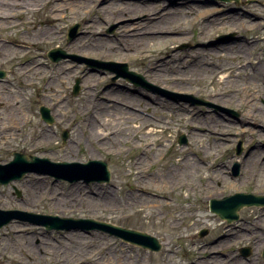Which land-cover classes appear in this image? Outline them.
I'll return each instance as SVG.
<instances>
[{
  "label": "rangeland",
  "instance_id": "374dc122",
  "mask_svg": "<svg viewBox=\"0 0 264 264\" xmlns=\"http://www.w3.org/2000/svg\"><path fill=\"white\" fill-rule=\"evenodd\" d=\"M108 2L0 0L1 12L13 4L20 7L4 22L9 27L2 28L0 20V66L7 71L0 81V163L22 152L51 161L103 159L111 171L109 183L89 185L29 172L0 186V208L110 222L145 231L163 247L153 252L99 229L46 231L17 219L0 229V262L76 264V256L91 255L100 262L84 264H217L219 259L224 264H264V206L243 207L239 221L231 224L209 209L214 198L264 195V0ZM209 8L219 12L201 15ZM162 9L166 16L157 25L145 23V28L155 25L162 34L147 36L146 51L113 44L129 36V29L141 28L147 14ZM175 10L180 14H173ZM55 13L58 17L52 19ZM73 26L77 31L71 39ZM91 31L98 35L90 38L105 39L108 46L90 47L95 53L87 55L75 53L74 42ZM199 40L212 46L201 47ZM223 45L235 50L216 52ZM56 47L68 56L51 60L48 53ZM167 55L164 64L161 59ZM124 63L144 80L134 84L107 69ZM152 64H157V76L151 74ZM229 70L232 75L223 80ZM85 72L97 80L87 81ZM178 77L191 81H170ZM77 79L80 88L74 94ZM12 101L23 106L17 113L32 119L33 125L10 135L4 127L12 123L7 105ZM100 103L101 108L111 105V114L100 117L104 125L128 122L116 140L90 132L94 112L87 109L96 105L100 111ZM41 106L50 109L53 123L43 120ZM117 107L121 111H113ZM127 110L131 114H125ZM161 127L163 132L149 133ZM182 136L186 142L179 143ZM240 146L244 150L237 154ZM189 160L195 166L188 169ZM237 161L241 174L234 177ZM186 180L192 187L180 188ZM76 187L81 189L77 200L59 198ZM203 229L207 234L201 236ZM242 248H250L249 255L244 256Z\"/></svg>",
  "mask_w": 264,
  "mask_h": 264
},
{
  "label": "water",
  "instance_id": "95a60500",
  "mask_svg": "<svg viewBox=\"0 0 264 264\" xmlns=\"http://www.w3.org/2000/svg\"><path fill=\"white\" fill-rule=\"evenodd\" d=\"M76 31L77 26L72 27L70 31L71 39L75 37ZM50 56L53 60H58L61 57L68 55L62 50H52L50 52ZM114 64L117 65L116 63ZM121 67L122 68L119 69L108 67L107 69L118 72V74L134 81L136 84H139L136 80H144L140 74L130 71L126 63L122 64ZM79 88V79H77L74 87V94L78 92ZM157 89L161 88L157 87ZM200 102L207 103L203 100H200ZM41 112L45 120L49 122L53 121L48 108L41 107ZM66 137L67 133L64 134V138ZM184 141L185 139H182L181 142ZM30 157L31 161L27 159L26 155L15 153L14 160L6 165L0 164V183L7 184L12 180L22 178L27 172L40 171L38 168L40 163L47 164L48 168L44 172L49 173L56 179L68 180L70 182L84 180L86 183L108 182L111 179L109 166L107 162L103 160L90 159L85 163L66 161L53 162L48 158H39L34 155H31ZM236 169L237 171L239 169L238 163H236ZM246 205H264V196L238 193L223 199H211L210 202L211 210L218 214L221 218L226 219L228 222L239 219V211ZM13 219L28 220L32 223L43 224L47 229L56 228L71 230L81 228L89 230L91 228H98L122 237L132 243L141 245L144 248H150L152 250H159L161 248L160 241L147 232L118 226L108 222L97 221L94 219L59 217L55 215H38L35 213L17 210H0V228Z\"/></svg>",
  "mask_w": 264,
  "mask_h": 264
},
{
  "label": "bare ground",
  "instance_id": "6f19581e",
  "mask_svg": "<svg viewBox=\"0 0 264 264\" xmlns=\"http://www.w3.org/2000/svg\"><path fill=\"white\" fill-rule=\"evenodd\" d=\"M51 1H53V0H46V3H50ZM60 1H62V0H60ZM111 2H113V0H109L108 3H111ZM101 4H102V2H101ZM4 9H6V10L7 9H11V10H7L9 13L8 12H1L0 11V20H4V21L1 22L3 24L1 27L2 28H7L9 26L5 25L4 22L10 17V14L12 12H13V14L15 13L16 10H14V9H18L19 10L20 7H18V6L15 7L13 5H10V7H8V8L7 7H4ZM32 9L34 11H36L38 8H32ZM163 9L161 11H157V12H154V13H151V14H147L144 18H142L145 22L142 23V27L141 28H139V26H135V28L129 29L128 30V32L130 33L129 36H127L126 38H123L121 40L120 39H116L115 41L112 40L114 42L113 44H116L117 46L125 47L124 49L126 51H129V50H131V51H133V50L134 51H146V47L148 46L149 40H150L149 38H147V36H149V37H157V36L162 35L158 31L159 29L155 30L156 29V26L155 25H157L158 24L157 22H160L166 16L165 15L166 14V11L163 10ZM165 9H167V7H165ZM176 10L173 12V14L176 13V15H179L180 13H178ZM90 11H92V10H90ZM117 11H119L118 16L119 17H122L123 15H121V14H123V11L122 10L120 11L119 9ZM27 12L29 13V10H26V13ZM218 12H219V10H217L216 8H209V9H206L205 11H203L201 15L204 16V15H208V14H215V13H218ZM126 14H132V13L127 12ZM173 14H171V15H173ZM50 16H51L52 19H57L58 14L55 13V14H51ZM62 17H65V16L62 15ZM90 22H92V21H90ZM146 22H151L150 25H153L154 23H156V24L153 27H149V28L147 27V28H145L144 26H145V23ZM126 28H130V27H126ZM51 30H53V28L47 30L46 33L51 32ZM88 33H90V32H88ZM91 35L97 36L98 34L95 31H91L90 34H87V35H84L82 37H79L74 42V46L71 49L75 53L82 54V55H87V54L95 53V51L92 48H90V47H93L95 50H102V48H105L106 46H108L107 40L102 39V38H98V37L96 39H92V38H90ZM199 41L201 42V43H199V45H201V47L212 46V44L209 43V42L208 43H205L202 40H199ZM234 47L237 50H239V48H238L237 45H234ZM227 48H229V49H227ZM217 49L218 50L216 52H224V51L231 52V51L235 50V49H230V47L229 46H226V45L218 46ZM10 50H12L11 47H10ZM202 51H204V50H202ZM207 52L208 53H211V52L213 53L212 50H209ZM12 55H14V53H12ZM106 55H107V53H104V56L105 57H107ZM168 56L169 55H167L166 57L162 58L161 59L162 60L161 62H164V64H166L167 58H169ZM39 57H42V56L40 55L37 58H39ZM36 59H33V60H36ZM42 64H45V62L42 63ZM64 64L68 66L67 67V70L72 68V66H71V64H70L69 61H65ZM164 64H158V65H164ZM156 68H157V64H154V65L152 64V66H151V74H153V72H154V75L155 76H157V74H155L156 72L159 73V71ZM222 72H224V71H221V73ZM83 74H84V78L87 81L94 82V81L97 80L96 79V76L94 74H88V72H85ZM231 75H232V72L229 70V73L227 75L222 76V78H223V80H226ZM180 79L183 80L182 82L185 81L186 83H190V81H191L190 79L185 78V77L173 78L170 81L171 82L176 81L174 83L184 84L181 81H177V80H180ZM27 84H29V82H27ZM94 96L96 97L95 94H94ZM116 103H118V102H116ZM7 105L11 109V114H12V116H11L12 120L11 121H12V123L9 124L8 126H6L4 131H7V133L10 134V135L12 133H14V131H16L17 133H21L22 132V128L24 126H26L27 124L33 125V123L31 122L32 119L25 118L23 116H20L17 113V110H20L23 107L22 105H20V103H16V102H13L12 101V102H8ZM101 106H102V103H100V111H98V109L96 108V105L95 106H91L90 108L87 109V111H92L93 110V112H94V113L90 114L91 115V118L93 120L91 122H94L91 125L90 132L91 133L94 132L93 135L96 138L102 137L101 135H103L104 138L110 137L111 140H116L117 139V136L119 135V132H121V131H127V128L124 127V124H128V122L127 123H124L123 125L120 124V123H117L114 126L104 125L101 122L100 117L103 116L104 113L106 115H110L111 114L110 111H109L110 110L109 108L111 107V105H106L105 108H101ZM126 108L133 109V108L130 107L129 104L126 105ZM113 111L119 112L121 110L117 107V108H113ZM124 113L125 114H131V112L128 111V110L125 111ZM26 117H29V115H27ZM121 125H122V127H121ZM96 128H97V130L95 131L94 129H96ZM99 128L102 129L101 132L98 131ZM140 129H142V127H140ZM157 132H163L162 127L160 129H156V130L155 129H150L149 130V133H157ZM69 148L70 149L72 148L71 145H70ZM181 162H182V160H181ZM194 166H195V162L193 160H189V161L185 162V167L188 168V169L189 168H192ZM139 168H141V166H139ZM170 173L171 174H174L173 171H171V172L169 171V174ZM34 177L36 178L35 181L37 183H39V181L41 179L37 175H34ZM30 179H31V175L28 176V180H30ZM179 185H180V188L185 187V188L189 189V187H192V184L189 183L188 180L184 181L183 183H179ZM80 191H81V189L79 187H76L75 189L73 188L72 190H69V194L68 195H66V196L60 195L59 198L62 199V200L65 199L66 201L68 200L70 202L72 200V202H73V201L77 200L76 194H77V192H80ZM77 239H83V238L82 237H77ZM217 252H218V254L219 253L221 254L220 251H217ZM215 254H217V253H215ZM222 255H224V254H222ZM90 256L91 255L76 256L74 260L76 261V264H84L86 262H93V263H99L100 262V259H94V258H92ZM235 257H237V256H235ZM80 259H82L83 261H80ZM216 262H217V264H224V261H220V259L217 260ZM225 264H226V262H225Z\"/></svg>",
  "mask_w": 264,
  "mask_h": 264
},
{
  "label": "flooded vegetation",
  "instance_id": "af4514ba",
  "mask_svg": "<svg viewBox=\"0 0 264 264\" xmlns=\"http://www.w3.org/2000/svg\"><path fill=\"white\" fill-rule=\"evenodd\" d=\"M3 66H0V71H3L5 73L4 77H0V81H2L6 76H7V71L2 68ZM40 242L37 243V245L39 246ZM6 262H0V264H5Z\"/></svg>",
  "mask_w": 264,
  "mask_h": 264
}]
</instances>
